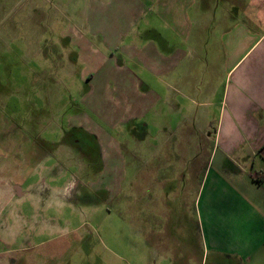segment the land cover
I'll use <instances>...</instances> for the list:
<instances>
[{
	"label": "crops",
	"instance_id": "obj_1",
	"mask_svg": "<svg viewBox=\"0 0 264 264\" xmlns=\"http://www.w3.org/2000/svg\"><path fill=\"white\" fill-rule=\"evenodd\" d=\"M132 1L133 9L116 8L114 18L113 0L89 3L81 31L97 37L104 54L90 51L96 59H85L91 44L84 35L75 42L84 89L80 110L64 122L95 139L102 170L88 186L115 196L114 176L118 166L125 168L116 131L131 126L132 166L138 162L139 171L159 160L154 182L164 187L171 180L160 174L162 146L174 138L190 144L185 128H194L196 164L176 181L185 183L179 198L195 209L202 249L196 255L177 239L174 246L160 242L156 254L166 264H264V0H147V9ZM157 24L172 33L175 45ZM142 74L156 78L158 90ZM6 158L0 161V264H50L41 256L60 259L71 251V222L56 214L63 218L77 208L72 191L86 186L87 166L79 168V158L66 149H40L32 161L19 153ZM195 172L198 191L191 199ZM105 174L106 183L99 178ZM45 245L53 247L44 252Z\"/></svg>",
	"mask_w": 264,
	"mask_h": 264
},
{
	"label": "rangeland",
	"instance_id": "obj_2",
	"mask_svg": "<svg viewBox=\"0 0 264 264\" xmlns=\"http://www.w3.org/2000/svg\"><path fill=\"white\" fill-rule=\"evenodd\" d=\"M91 1L0 0V161L8 160L7 153L25 154L32 161L31 156L35 157L40 149L45 153L66 149L79 158V168L85 171L87 166L84 176L86 186L77 185L72 191L71 201L77 208H73V212L67 209L63 218L56 214V218L71 222V251L68 250L60 259L41 256L48 259L47 263L166 264L161 254H156V247L164 241L170 243L168 246H174L177 239L184 249L194 250L198 255L202 244L197 235V215L188 198L180 196V200L178 196L179 190L185 186L183 179L176 181L178 177L182 178L185 168L190 169L196 164L193 158L198 151V137L194 128H185L186 135L190 134L187 139L190 144L177 143L174 138L165 147L162 146V162L165 165L160 174L165 173L164 177L171 180L164 187L154 182L159 160H152L147 168L139 171L138 162L132 166L128 154L133 137L131 126L116 131V141L124 145L123 157L118 159L120 163L125 160V168L121 171L116 159L119 174L116 171L114 176L118 180L115 196L105 200L104 193L96 194L88 186L95 177L94 172L102 170V160L93 147H88L87 154L76 144L77 140L69 136L64 119L80 110L84 89L79 77L83 68L76 56L80 48L75 50V42L84 35L83 38L91 44L85 59L90 56L96 59V54H90V51L105 53L97 37L85 36L81 31L84 14ZM97 1L108 4L111 0ZM138 1L146 9L151 7L147 0ZM109 7L112 9L110 16L114 18L116 8L123 13L126 8L133 9L135 6L132 0H113ZM156 27L165 39L175 45L171 32L158 24ZM79 53L81 55V51ZM93 63L95 67L96 62ZM142 78L148 79L151 87L158 90L160 82L156 78H148V74H142ZM172 119L175 117L169 116L168 120ZM70 124L73 125V122ZM150 131L155 133L152 127ZM134 170L138 172L132 174ZM198 175L195 172V184L189 190L191 199L198 191ZM99 178L106 183L103 180L110 177L105 174ZM156 178L158 182L163 179L162 176ZM160 200L167 203L168 208L166 205L161 207ZM178 225L183 230L176 235ZM145 232H149V242L143 237ZM166 232L172 237L165 238ZM53 245H45L41 250L46 252ZM190 264L196 263L191 261Z\"/></svg>",
	"mask_w": 264,
	"mask_h": 264
},
{
	"label": "flooded vegetation",
	"instance_id": "obj_3",
	"mask_svg": "<svg viewBox=\"0 0 264 264\" xmlns=\"http://www.w3.org/2000/svg\"><path fill=\"white\" fill-rule=\"evenodd\" d=\"M68 132L70 131L69 133V136L70 137H73L74 139H76V144H78L79 146L82 147V149L84 151H86L85 153H87L89 150H88V147H93L94 151L98 153V149H97V146H96V142L93 138H91L90 136L89 137H86L84 133H86L84 130H82L81 128H72V127H66ZM84 132V133H83ZM90 140L92 141V145H91V142ZM55 146V145H54ZM57 149V146H55V150ZM82 151V150H81ZM82 151V152H84ZM88 154V153H87ZM90 188V187H89ZM88 190V189H87ZM91 191H93L94 193L96 194H102L104 193L105 194V200L107 199H110V195L109 193L106 191V190H94L92 188H90Z\"/></svg>",
	"mask_w": 264,
	"mask_h": 264
},
{
	"label": "trees",
	"instance_id": "obj_4",
	"mask_svg": "<svg viewBox=\"0 0 264 264\" xmlns=\"http://www.w3.org/2000/svg\"><path fill=\"white\" fill-rule=\"evenodd\" d=\"M94 139V138H93ZM95 140V139H94Z\"/></svg>",
	"mask_w": 264,
	"mask_h": 264
}]
</instances>
